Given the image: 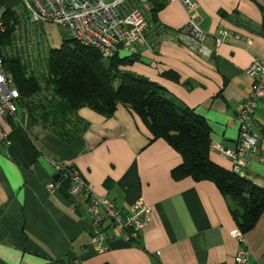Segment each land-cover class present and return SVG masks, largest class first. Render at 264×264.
I'll return each mask as SVG.
<instances>
[{"label": "crops", "instance_id": "obj_1", "mask_svg": "<svg viewBox=\"0 0 264 264\" xmlns=\"http://www.w3.org/2000/svg\"><path fill=\"white\" fill-rule=\"evenodd\" d=\"M194 1L205 44L212 46L219 28L229 31L225 43L207 57L190 51L177 40L187 20L183 7L150 0L155 13L147 14L145 36L155 45L137 46L136 59L120 69L156 83L201 116L210 142L232 146L235 115L249 87L243 70L252 59H264V0ZM65 123L64 131L73 133L69 140L31 122L18 104L13 119L0 116L10 141L0 144V264H234L238 243L229 232L238 228L228 200L209 180L172 178L180 155L161 138L150 141L145 122L126 105L116 104L109 117L80 107ZM252 123L257 149L247 179L264 188V159L258 160L264 152V96ZM40 156L76 169L95 195L122 213L140 200L148 207L146 226L133 240L113 237L95 252L86 230L87 197L70 199L65 177L49 191ZM208 158L229 170L217 153L208 151ZM243 241L251 264H264V212Z\"/></svg>", "mask_w": 264, "mask_h": 264}, {"label": "built area", "instance_id": "obj_2", "mask_svg": "<svg viewBox=\"0 0 264 264\" xmlns=\"http://www.w3.org/2000/svg\"><path fill=\"white\" fill-rule=\"evenodd\" d=\"M18 1L25 8L23 17L25 23L20 26L18 19L17 22L10 21L12 28L8 32L7 39L9 40H6L7 44L4 46L0 44V116L2 117L14 118L18 98V92L12 84L10 74L3 69L2 48L10 53V42H13L15 47H32V51L39 52L41 47L38 25L42 22L55 24L76 43L95 50L103 60L114 56L118 50H127L132 54L136 53L137 46L149 50L153 49L155 45V41L148 40L145 36L151 26L147 18L151 8L150 0ZM165 1H177L183 7L187 20L185 25L177 31V40L190 51L201 56L208 55L228 40L229 31L219 28L213 33L212 46L209 48L205 44L206 34L199 26L200 16L195 1ZM7 8L5 7L0 14L4 13ZM15 16L17 15L15 14ZM5 32L6 26L0 18V34ZM159 34L164 36L162 31ZM16 37H19L18 40ZM238 38L239 35L234 36V39ZM30 56L31 54L22 59L28 65V72H33L36 76L44 73L43 64H37L40 59L42 61L45 59L44 50L43 55L37 60L36 55ZM243 71L249 79V87L235 115L237 136L232 146H225L216 141L210 142L208 151H213L225 158L229 163L230 172L248 178L246 169L251 156L257 149V136L252 129V117L257 101L264 96V59H252ZM9 142L8 134L0 127V144L8 145ZM263 159L264 152H261L258 160L262 161ZM48 163L61 177L67 178V194L70 199L78 194L87 197L85 214L88 217V223L86 230L89 245L95 252L104 251L107 243L113 237L125 241L133 240L146 226L148 207L140 200L134 201L127 207L126 213H122L105 196L95 195L92 186L79 175L76 169L57 160L51 159ZM55 186L56 182L52 180L46 183V188L49 191L54 190ZM108 228L113 231L107 232ZM229 235L238 243V248L232 255L234 264H251L248 251L244 246L243 234L238 229H233Z\"/></svg>", "mask_w": 264, "mask_h": 264}, {"label": "trees", "instance_id": "obj_3", "mask_svg": "<svg viewBox=\"0 0 264 264\" xmlns=\"http://www.w3.org/2000/svg\"><path fill=\"white\" fill-rule=\"evenodd\" d=\"M154 13L152 3L151 16ZM0 18L6 26V32L0 34L4 46L12 28L10 21L17 22L18 17L7 8ZM136 57L135 53L125 58L115 54L103 60L92 48L68 38L58 48L46 51L45 72L36 76L28 72L27 63L18 54L2 48L3 69L18 92L16 103L31 122L69 140L73 133L64 131L65 122L78 108L109 117L116 104L126 105L145 122L150 141L161 138L180 155L181 162L171 169V177L211 181L228 200L238 230L247 232L264 212V188L208 158V126L201 116L156 83L120 69Z\"/></svg>", "mask_w": 264, "mask_h": 264}, {"label": "rangeland", "instance_id": "obj_4", "mask_svg": "<svg viewBox=\"0 0 264 264\" xmlns=\"http://www.w3.org/2000/svg\"><path fill=\"white\" fill-rule=\"evenodd\" d=\"M0 3V13L4 10L5 7L12 9L18 17L20 26H23V23H25L23 18L25 16V8H23L22 4L18 0H1ZM24 34L25 33L23 30V35ZM38 36L40 41L39 45L41 47L39 48V52L37 50L32 51V47H15V43L13 42H10L11 48L9 52L20 55L22 59L28 57L30 54L31 56L36 55L37 60L43 55V50L46 54V51L48 49L58 48L64 40L69 38L67 34L63 30L58 28L55 24L45 22H42L38 25ZM18 38L19 37H16L17 40ZM209 48H211V46ZM209 55L210 54L204 56L207 57ZM37 64L42 65V59H40ZM34 69H36V67H34Z\"/></svg>", "mask_w": 264, "mask_h": 264}, {"label": "water", "instance_id": "obj_5", "mask_svg": "<svg viewBox=\"0 0 264 264\" xmlns=\"http://www.w3.org/2000/svg\"><path fill=\"white\" fill-rule=\"evenodd\" d=\"M131 55L130 52L127 50H118L117 56L118 58H125L129 57ZM38 162L44 172L49 176V179L56 182L58 178L60 177V174L58 172H55L52 166L45 160L43 156L38 157Z\"/></svg>", "mask_w": 264, "mask_h": 264}]
</instances>
